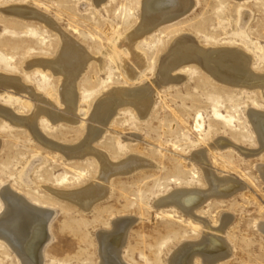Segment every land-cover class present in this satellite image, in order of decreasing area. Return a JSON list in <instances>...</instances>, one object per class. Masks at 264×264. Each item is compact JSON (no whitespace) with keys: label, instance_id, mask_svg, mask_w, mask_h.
Masks as SVG:
<instances>
[{"label":"rangeland","instance_id":"rangeland-1","mask_svg":"<svg viewBox=\"0 0 264 264\" xmlns=\"http://www.w3.org/2000/svg\"><path fill=\"white\" fill-rule=\"evenodd\" d=\"M142 2L0 0V75L17 77L35 93L0 84V107L18 118L32 114V103L66 116L51 119L40 113L31 131L0 115V189L13 190L41 212L51 213L46 217L49 235L40 240L44 246L40 243L34 253L38 259L32 261L106 264L103 237L122 220L125 229L119 227V235L111 239L113 244L123 242L114 257L121 264H171L182 246L203 239L207 226L223 228L227 254L214 264H264V233L257 226L264 223V180L257 170L264 165V148L249 117L253 110L264 113V0H180L184 5L166 8L146 32L138 29ZM20 5L46 15L53 27L33 16L7 12ZM135 31L139 37L134 51L143 55L139 63L123 42ZM59 33L88 54L75 81L73 113L61 103L49 106L45 101L58 99L61 75L29 66L57 56ZM182 39L191 40L197 53L238 50L249 57L248 74L258 82L248 86L215 76L198 55L175 72L181 80L172 79L175 73L159 80L165 55ZM123 57L134 63L133 76L125 73ZM116 88L145 90L150 100L145 112L121 104L107 123L93 120L94 105ZM198 115L201 128L195 127ZM90 127L94 134H89ZM129 157L128 166L113 171L101 196L89 205L62 194L98 182L101 158L119 167ZM202 167L241 187L216 196L208 190ZM178 189L202 194L195 218L168 203L160 206L164 195ZM196 252L189 264H203ZM16 254L0 240V264H23Z\"/></svg>","mask_w":264,"mask_h":264},{"label":"bare ground","instance_id":"bare-ground-1","mask_svg":"<svg viewBox=\"0 0 264 264\" xmlns=\"http://www.w3.org/2000/svg\"><path fill=\"white\" fill-rule=\"evenodd\" d=\"M179 2H180V0H143V2H142V20H141L140 25L138 26L139 31H145L148 28H150L151 26H153L154 24H156V21L158 20V18L161 15H164V13L166 12L165 11L166 8L168 9V7H172L174 5L178 6L177 4ZM184 3H186V1ZM182 5H184V4H182ZM8 11H9V13L12 12L13 14H17V15L31 16V17L33 16V17L39 18L44 23H46L52 27L54 25L53 21L51 19H49L46 15H44L40 12H37L35 10H32L31 8H27L23 5L22 6L21 5L16 6V7H10V8L8 7L7 12ZM177 11H179V10H177ZM178 13H180V12H178ZM243 24L241 23L240 34H244L243 26H242ZM148 31H150V30H148ZM60 35H61V38H60L61 39V46H60V49L58 51L57 56L54 59H50V60L41 58V59L31 61L29 63V66L37 65V66L41 67L43 70L46 68V69H49L56 74L61 75L62 81H61V85L59 88L58 99L51 97L50 99H45V101L47 104H49V106L58 105L59 103H61L67 111L73 113V112L77 111L76 110L77 106H76L75 81H76V78L79 74V71L85 66V64L88 60V54L85 53V51L82 49V47L79 44L73 42V40H71L68 36H66V34H60ZM138 37H139V34H138V32L135 31V33H130L123 39V42L125 41L124 43L127 44V46L129 47V50L131 51V53H133L132 56H134L137 63L143 61V59L141 57L142 54L141 55L137 54V52H136L137 50L134 51L135 43H136ZM197 55L200 56V60L202 61V64H204L205 69L210 71L215 76H219V75L220 76H226V79H229V81L231 79H238L237 81L239 83H241V85L245 84L248 86L255 85V83L258 82V80H256L257 78H254L253 76H250L248 74L249 68H251V67H249L250 59L248 56L240 53L236 49H217V50H209L206 52L200 51L197 53V51L195 50L194 44L189 39H182L181 41L174 43L172 45V47L169 48L168 53L165 55L163 62H162V66H161L162 72L159 73V80L169 79V76L171 75V73L174 74L175 72H177L179 70V68L181 67V65L187 63V61H189L193 56H197ZM122 61H123L124 69L126 71L125 73L132 75L134 72V65H133L134 63H130V61L128 59H126V57L125 58L123 57ZM141 67H142V63H141ZM250 71H251V69H250ZM172 79L175 81L181 80L180 76L177 74L173 75ZM263 79H264V77H263ZM223 80H225V79H223ZM225 82H226V80H225ZM0 84L4 85L7 88H12V89L24 91L26 93L28 92L30 94H35V93H33L31 88L24 87L23 84L20 83V81L17 77L0 75ZM263 85H264V83H263ZM257 86H258V84H257ZM125 90L124 89L120 90V89L116 88L115 90L112 89L111 92L106 93L109 96H106V94H104L102 96V98L94 105V109H93L92 114H91L92 119L97 121V122L103 123V124L107 123L109 118H110V115L114 112L115 108L121 104H129V105L133 106L136 109V111H138L139 114H143L145 112V109L147 108L148 102L150 101V100L148 101L147 96H146L148 93L146 94V93H144L145 90L143 91L140 89L138 91H134V92L132 91L130 93H128V91L126 92ZM38 98H40V97H38ZM31 106L33 108V112L30 116H27L26 118H18V117H16L17 115L14 116L13 114H11L12 112L10 113L8 110H6L2 107H0V115H2L3 117H5L6 119H8L12 122H15V123L19 122L21 124H25L31 131L34 130L36 118L38 117V115L40 113H45L46 116H48L51 119H58V118L63 119V117H64L63 115H62L63 117L59 116V113H56L55 110H53L51 108H43V107H40L39 105L36 106L33 103L31 104ZM78 110H80V109H78ZM65 117H64V119H65ZM249 117H250L251 121L254 123L253 126H255V131L259 137V141L264 148V113L253 110V111H250ZM201 123H202L201 115H198L196 118L195 127L199 128L201 126ZM94 133H95V129L90 127L89 134L91 135ZM37 136L38 135H36V137ZM42 138H44V137H42ZM42 138H40V139H42ZM43 143H45V142H43ZM80 143L82 144V142H80ZM79 144H77V145H79ZM86 144L87 143H85L84 145H86ZM217 144H220V143H217ZM231 144H232V146H234L233 143H231ZM52 145H53V142H52ZM67 147H69V146H67ZM60 148L61 147H58V149H60ZM84 148H85V146H84ZM90 150L88 152H90ZM259 150H258V152H259ZM92 151L93 150H91V152ZM241 151L243 152V150H241ZM254 151H251V152H254ZM239 152H240V150H239ZM258 152H257V154H258ZM101 154H103V153H101ZM203 154H202V156H204ZM245 154H246V152H245ZM97 156H98V154H97ZM246 156H247V154H246ZM98 158H99V156H98ZM203 159H204V157H203ZM131 160H132V158L129 157V158L125 159L119 165V167H116V166H113L109 162V159L107 160L105 158H101V164L99 163L101 165L100 166L101 173L98 176L99 177L97 179L98 182H96L95 184H92L90 187H87L85 189H82V190H79V191H76L73 193H66V194L62 193V194L66 195V197H69L73 200L79 201V204L81 202V203H84V205H89L98 196H101V194L103 192V188L106 186V184L110 178L111 173L113 171H115L116 169L122 170V169H124V167L126 168L128 166V164L131 162ZM97 161L99 162L100 159ZM210 170L207 167H202V171L204 172L206 182L209 186L208 190L211 193L215 194L216 196L217 195H218V197L219 196H221V197L227 196L228 194L233 192L235 189L241 187V185L238 184L237 182H235L234 180H232V178L228 179L225 177H216L217 175H214ZM257 170L260 173V176L262 177V179L264 180V165L257 166ZM126 171H127V169H126ZM101 183H102V185H101ZM103 184H104V186H103ZM7 187H9V186H7ZM192 190H190V189H178L176 191L170 192V194H167V196L164 195L163 199H161L159 201L160 206L168 203V205L170 204L174 208L185 211L186 214L187 213L189 214L188 216L193 215V217H191V218H195L194 215H196V214H195L194 209H195V207H197L196 205H197L198 201H200V199H201L200 197L203 198V196H201L202 194H200L199 192H194ZM201 191H203V190H200V192ZM209 195H211V194L209 193ZM205 197H207V196L205 195ZM202 200H204V199H202ZM202 203H203V201H202ZM198 205H200V204H198ZM50 214L51 213L48 214L47 212L46 213L41 212L39 209L34 207L32 204H30V202H28L20 194L13 192V190H10V189L5 188V187L4 188L2 187L0 189V240L7 242L11 246V248L15 250V252L18 254V256L22 258L23 264H39L38 261L35 262L34 260L32 261V259H36V257H37L34 255V253L37 252L36 249L39 246H41V244H42L40 242V240H42V238L48 234L47 233L48 229H47L46 217L50 216ZM48 221H50V220H48ZM121 221L122 220H120V221L116 220L113 227H116L118 229L120 227V229H122L123 222H121ZM189 223L191 224L192 227L198 226V225L196 226L192 222H189ZM124 225H126V223ZM257 226H258L259 230H261L264 233V223L263 222L259 223ZM206 228L208 230L204 231V237H202L203 239L198 243L187 244L184 247L182 246V248L180 247L181 248L180 251L172 259L171 264H189L192 260V258L190 257V254L193 251H197L196 253L200 254L202 261H203V264H214L219 259L223 258L225 256V254H227L224 250V248H225V242L224 241L225 240L222 239L223 236L221 235V233L223 232L222 231L223 228H222V230H219V231H218V229L216 230V228L214 230L208 226ZM118 229H116V230H118ZM116 230L113 231L112 233H108L109 235H107V236L106 235L104 237L102 236L103 237V243L108 246L107 248H105L103 250V256H104V259L106 261V264H121L120 261L116 258L114 259V257L117 256V252L120 249V247L122 246L123 242L122 241L120 242V239H119L118 243H116V244L115 243L113 244L111 242L112 241L111 239L113 237H117L120 233V231L118 232ZM38 251H39V249H38ZM40 254H41V252H40ZM38 257H40V255Z\"/></svg>","mask_w":264,"mask_h":264}]
</instances>
